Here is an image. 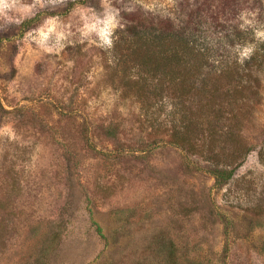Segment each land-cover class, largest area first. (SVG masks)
I'll list each match as a JSON object with an SVG mask.
<instances>
[{"label": "rangeland", "instance_id": "1", "mask_svg": "<svg viewBox=\"0 0 264 264\" xmlns=\"http://www.w3.org/2000/svg\"><path fill=\"white\" fill-rule=\"evenodd\" d=\"M84 1L0 0V264H264V82L212 151L207 126L176 146L180 99L143 107L113 43L178 0Z\"/></svg>", "mask_w": 264, "mask_h": 264}, {"label": "trees", "instance_id": "2", "mask_svg": "<svg viewBox=\"0 0 264 264\" xmlns=\"http://www.w3.org/2000/svg\"><path fill=\"white\" fill-rule=\"evenodd\" d=\"M255 6V0H178L173 10L137 7L117 29L113 47L120 50L123 63L132 65L126 68L136 75L130 91L142 106L148 110L163 99L166 86L171 91L168 99H180L173 113L180 114L181 127H174L172 144L190 146L194 136L205 134L200 126H207L210 152L227 137L219 132L221 122L234 121L233 127L239 128L241 110L259 103L264 52L255 27H242L240 19ZM246 49L250 52L242 57ZM259 160L264 162L261 151ZM217 167L209 172L223 187L233 179L235 168ZM169 259L178 264L175 250Z\"/></svg>", "mask_w": 264, "mask_h": 264}]
</instances>
